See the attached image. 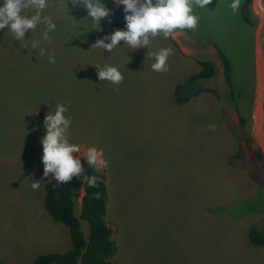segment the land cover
<instances>
[{
	"label": "rangeland",
	"instance_id": "374dc122",
	"mask_svg": "<svg viewBox=\"0 0 264 264\" xmlns=\"http://www.w3.org/2000/svg\"><path fill=\"white\" fill-rule=\"evenodd\" d=\"M103 2L113 15L97 31L83 6L68 0V13L58 0H49L44 14L57 23L51 41L42 39L43 24L26 38L40 39L48 52L54 49L55 64L30 42L21 48L7 28L0 30V264H31L40 254L72 247L68 228L45 208L48 178L39 190L31 188L43 177L42 122L57 103H70V141L82 154L93 146L102 149L108 161L107 167L97 166L106 174L105 219L113 228L114 264H264V245L249 239L252 227L264 234V161L254 155L264 0L251 3L253 25L242 18L243 0L236 14L232 0L195 8L200 21L195 30H185L187 38L178 36V43L161 34L151 41L152 51L169 45L175 50L170 70L161 73L151 70L147 47L129 50L123 41L111 53L91 47L126 26L123 5ZM73 17L81 28L73 26ZM215 44L231 58L234 99ZM202 59L218 67L205 82L220 97L205 88L177 101V85L199 71ZM105 63L119 66L123 83L98 79L94 65ZM261 124L264 128V99ZM15 136L20 142L12 141ZM81 203L79 197L78 216ZM81 227L88 236L86 220Z\"/></svg>",
	"mask_w": 264,
	"mask_h": 264
},
{
	"label": "clouds",
	"instance_id": "9594fccd",
	"mask_svg": "<svg viewBox=\"0 0 264 264\" xmlns=\"http://www.w3.org/2000/svg\"><path fill=\"white\" fill-rule=\"evenodd\" d=\"M69 13L68 0H58ZM212 0H114L119 7L123 5L125 28H116L111 33L98 38L91 47L103 49L111 53L114 49L127 45L129 50L147 47V56L154 59L151 70L157 73L170 70L169 58L174 55V49L169 45L152 51L149 48L151 41L158 35L164 39L186 36L185 30H195L198 27L200 16L195 8H208ZM242 0H232L229 7L233 14L240 10ZM73 6L81 5L87 10L86 19L91 21V29L102 31L101 21L105 18L111 22L113 9L109 8L103 0H71ZM49 7V0H3L0 5V30L7 28L13 39L20 42L21 48L38 49V55L48 54L49 63L55 64V50L48 52L41 47V40L27 39L26 33L34 31L39 24L45 25L42 34L44 41H51L50 33L57 28V23L51 15H45L44 10ZM34 9L29 15L26 10ZM74 18V17H73ZM73 26L81 28L80 20H73ZM176 34V35H174ZM186 50V49H185ZM131 57H129L130 61ZM98 71V79L108 81L113 85H120L124 81V74L119 66L105 63L103 66L94 65ZM119 91L117 87L115 89ZM69 104L57 103L54 111L49 110L43 119L42 127L46 130L41 138L43 147L42 163L43 177L33 180L31 188L39 190L44 178L51 177L57 184H68L74 178H81L89 187H96L98 177L86 174L84 162L89 166L107 167L108 161L103 159V150L90 147L82 154L81 146L70 141V128L73 123L71 116L66 115Z\"/></svg>",
	"mask_w": 264,
	"mask_h": 264
},
{
	"label": "trees",
	"instance_id": "16d2710c",
	"mask_svg": "<svg viewBox=\"0 0 264 264\" xmlns=\"http://www.w3.org/2000/svg\"><path fill=\"white\" fill-rule=\"evenodd\" d=\"M252 1L243 0L241 7L242 18L250 25L254 24L251 9ZM215 48L223 64L226 87L233 97L234 82L231 58L219 44H215ZM199 64V71L191 73L187 81L196 77H202L206 80L216 75L218 67L211 59L199 60ZM180 85L178 84L176 87L175 99L184 102L186 100L180 99L178 95ZM206 90L220 97L217 88L206 87ZM233 104L238 111V105ZM240 119L244 124L245 120L241 117ZM12 141L20 142L16 136ZM254 155L259 161H264V155L259 147L255 148ZM84 167L86 174L98 177L96 187H89L86 182H82L81 178H74L68 184H57L54 179L49 177L44 183L45 208L55 221L68 228L72 247L65 252L40 254L31 264H114L110 259L115 251L113 228L105 219L108 201L106 174L98 166H89L86 161ZM79 197H82L80 216L75 213L76 200ZM81 219L88 222V236H85L82 230ZM249 239L255 245H264V234L257 227L250 229Z\"/></svg>",
	"mask_w": 264,
	"mask_h": 264
},
{
	"label": "water",
	"instance_id": "95a60500",
	"mask_svg": "<svg viewBox=\"0 0 264 264\" xmlns=\"http://www.w3.org/2000/svg\"><path fill=\"white\" fill-rule=\"evenodd\" d=\"M264 14V13H263ZM263 22L258 26V37L259 30L262 27ZM259 44V42H258ZM264 56L261 52V47L259 44L256 58V68H257V90L258 95L255 100V115L257 118L256 123V140L259 148L264 155V128L261 124L262 108H263V88H264ZM206 88V82L202 77H196L192 80L186 81L180 85L178 88V95L180 99H187L196 96L202 90Z\"/></svg>",
	"mask_w": 264,
	"mask_h": 264
},
{
	"label": "flooded vegetation",
	"instance_id": "af4514ba",
	"mask_svg": "<svg viewBox=\"0 0 264 264\" xmlns=\"http://www.w3.org/2000/svg\"><path fill=\"white\" fill-rule=\"evenodd\" d=\"M189 98H187V99H183V100H188Z\"/></svg>",
	"mask_w": 264,
	"mask_h": 264
},
{
	"label": "bare ground",
	"instance_id": "6f19581e",
	"mask_svg": "<svg viewBox=\"0 0 264 264\" xmlns=\"http://www.w3.org/2000/svg\"><path fill=\"white\" fill-rule=\"evenodd\" d=\"M264 16V15H263Z\"/></svg>",
	"mask_w": 264,
	"mask_h": 264
},
{
	"label": "crops",
	"instance_id": "0c3cea01",
	"mask_svg": "<svg viewBox=\"0 0 264 264\" xmlns=\"http://www.w3.org/2000/svg\"><path fill=\"white\" fill-rule=\"evenodd\" d=\"M224 49V48H223Z\"/></svg>",
	"mask_w": 264,
	"mask_h": 264
}]
</instances>
